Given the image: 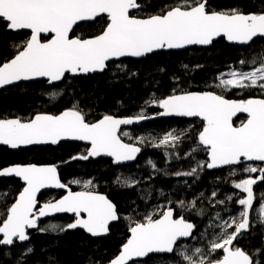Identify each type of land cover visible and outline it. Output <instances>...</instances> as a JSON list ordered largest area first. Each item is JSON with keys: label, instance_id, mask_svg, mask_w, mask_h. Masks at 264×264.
Returning a JSON list of instances; mask_svg holds the SVG:
<instances>
[{"label": "snow or ice", "instance_id": "1", "mask_svg": "<svg viewBox=\"0 0 264 264\" xmlns=\"http://www.w3.org/2000/svg\"><path fill=\"white\" fill-rule=\"evenodd\" d=\"M251 2L257 7L256 11H246L243 5L217 10L211 0H0V29L11 33L27 30L29 33L25 40L11 45L9 54L0 49V57L7 55L6 59H0V89L40 78L56 84L69 76L104 73L110 62L115 61L121 62L117 68L125 70L123 58L140 59L189 46H211L223 39L252 49L249 58H242L238 63L254 66L247 71L233 68L220 74L216 87L223 92L257 91L260 94L236 100L217 91H181L148 102L162 109L159 116L192 117L203 122L196 140L199 150L207 153V160L189 171L175 173L176 176L199 178L205 168L225 166L233 168V175L236 166L249 174L233 185L246 194L237 201L242 211L238 217L229 220H223L217 213L215 219L222 220V231L208 244L207 250L198 246L190 252L183 243L196 238L197 225L184 215L177 216V208L189 212L196 210L195 215L203 217L204 211L197 210L195 199L190 202L179 199L176 207L169 201V206L157 205L136 218L122 217L112 200L91 190V179L83 183L73 180L72 183L82 184L84 189L73 191L61 181L57 166L28 164L0 168V178L15 177L24 184L15 202L4 206L0 220V249L5 250L6 258L12 260V249L30 240V229L49 230L39 226L38 221L42 218L70 213L75 217L73 222L65 227L52 224L50 229L63 232L79 228L92 237H101L109 234L114 222L129 221L130 235L119 254L108 264H146L143 258L150 254H167L179 258L181 264H264V243L250 250L236 243L257 228L264 239V198L254 208L253 191L254 185L264 182V48L253 47L256 41H264V0H259V4L256 0ZM101 20L103 24L98 34L90 37L74 34V29L82 22L99 23ZM51 95L54 99L57 93ZM241 113L247 118L236 126L234 118ZM149 118L140 115L122 119L104 115L89 122L87 114L78 106L58 115L37 114L27 121L0 118V145L19 149L82 141L89 145L86 153L73 156L72 160L106 156L119 165L135 161L142 150L137 144L123 141L121 126ZM122 135L129 134L124 132ZM181 140V135L168 132L159 141L149 142L157 148H175ZM137 143L144 144L145 137H140ZM197 150L194 147L191 151ZM152 168L156 170L154 164ZM252 174H256L255 177ZM116 182L126 188H134L140 183L130 178L121 181L120 177ZM51 188L64 189L66 195L38 208V194L42 189ZM210 195L209 204L213 208L225 203L223 199L216 200L215 191ZM141 199L146 201L147 197ZM132 211L136 212V209ZM217 252L221 255L215 257ZM32 254L34 250L27 247L15 257L13 264H27ZM92 264L97 262L92 261Z\"/></svg>", "mask_w": 264, "mask_h": 264}, {"label": "trees", "instance_id": "2", "mask_svg": "<svg viewBox=\"0 0 264 264\" xmlns=\"http://www.w3.org/2000/svg\"><path fill=\"white\" fill-rule=\"evenodd\" d=\"M217 10L231 5H243L246 11H256L257 7L251 0H211ZM259 4V0H256ZM103 20L99 23H83L74 30L75 35L90 37L101 30ZM29 33H11L0 29V49L5 54L12 51L11 45L20 43ZM264 48V41H256L253 47ZM252 49L230 45L221 39L211 48H191L184 52L158 53L143 60H124L125 70L110 64L104 73L91 77H67L61 84L49 86L46 82L23 84L20 87L5 90L0 93V118H20L23 121L34 118L41 113L58 114L73 106H78L87 114L89 122H95L104 115L114 117H137L145 115L156 116L160 108L148 102L163 99L181 91H217L229 99H245L259 96L257 91L242 93L233 90L223 92L217 88V77L228 73L233 68L250 70L251 63L241 66L240 59H248ZM7 55L0 57L6 59ZM163 69V71H161ZM136 73V75H133ZM227 78V77H225ZM57 93L52 98V93ZM245 116L235 122L236 126L245 121ZM176 123V124H173ZM203 122L199 119L186 120H157L144 123L121 131V138L129 144L141 147V153L136 163L128 166H116L110 160H72L71 157L85 154L88 147L79 143H61L57 147H41L11 151L0 147V168L15 164H55L59 167L62 181L73 190H84L81 185L72 183L80 180L82 183L89 179L93 181L91 190L108 195L117 205L121 216H142L159 205L160 207H176V201L183 199L186 202L197 200V210L204 211L203 217L195 215V211H185L177 208V216L184 215L186 219L197 225L195 239L184 241L191 252L195 247H204L212 241L214 234L222 231V222L215 219L217 213L223 220L238 217L242 211L237 201L245 198L246 194L234 188V183L247 178L245 173L237 167L235 175L233 168L221 170L203 169L199 178L176 176L177 172L189 171L198 164L207 160V153L199 150L196 135ZM176 129H167L169 126ZM173 131L181 135L182 140L175 148L153 147L152 142L159 141L163 135ZM127 132L128 136L122 134ZM140 137H145L144 144H138ZM198 150L192 152L193 148ZM156 166V170L152 168ZM255 177L256 174H252ZM120 177L138 180L140 183L134 188H126L116 182ZM23 185L16 178H0V192L7 195L0 198V220L3 219L4 206L14 203ZM217 193L216 200L223 199V205L217 204L214 208L209 204L211 193ZM254 208L264 198V182L253 186ZM148 193H151L148 196ZM59 192H47L41 196V202L59 199ZM147 197V200L141 197ZM228 197H232L231 200ZM135 202V203H133ZM135 208L136 212L132 209ZM74 219L70 216H59L39 222V226L48 231L40 232L36 229L29 233L30 240L24 242L34 250V254L27 259V264H107L119 254L121 246L126 242L130 233L129 221L122 219L111 228V234L105 239H92L83 231L70 229L67 231H52L50 225L65 227ZM216 223L219 224L215 225ZM231 231V229H229ZM241 247L252 249L264 243L260 230L253 229L250 236L238 240ZM17 244L12 249V260L3 255L0 249V261L3 264H13V260L26 248ZM217 252L215 257L220 256ZM213 257V258H215ZM146 264H181L179 258L168 255H153L145 259Z\"/></svg>", "mask_w": 264, "mask_h": 264}, {"label": "water", "instance_id": "3", "mask_svg": "<svg viewBox=\"0 0 264 264\" xmlns=\"http://www.w3.org/2000/svg\"><path fill=\"white\" fill-rule=\"evenodd\" d=\"M83 23H89V22H82V24H83ZM74 30H75V29H74ZM22 32H26V33H28L27 30H24V31H22ZM22 32H20V33H22ZM220 40H221V39H220ZM214 43H216V42H214ZM228 43H229V42H228ZM229 44H230V45H235V44H231V43H229ZM213 45H214V44H213ZM213 45H211V46H189V47L186 48V49H181V50H169V51H164V52H161V53H168V52H184V51H187V50H189V49H191V48H199V49H201V48H211ZM235 46H238V47H247V46H243V45H235ZM155 54H158V53H155ZM155 54H152L151 56H153V55H155ZM149 57H150V56H149ZM146 58H148V57H144V58H140V59H137V58H123V61H124V60H128V59H130V60H143V59H146ZM118 62H120V61L110 62V64L118 63ZM99 74H102V73L90 74V75H88V76H77V77H91V76H96V75H99ZM69 77H71V76H69ZM77 77H72V78H77ZM40 82H46L47 85H49V86H53V85L61 84L63 81H61V82H59V83H56V84H49L45 78H40V79L33 80V81H22V82H18L17 84H14V85L5 86V88L0 89V92H3V91L6 90V89L13 88V87H16V86H20V85H23V84H29V83H40ZM161 111H162V109H160V112H161ZM60 113H61V112H60ZM60 113H58V114H60ZM41 114H50V113H41ZM58 114H53V115H58ZM243 116H246V114H243V113L238 114V116L234 118V121H233V122H234V125H235V122H236L238 119H240L241 117H243ZM116 118H120V117H116ZM121 118H122V117H121ZM124 118H134V117H124ZM10 119H11V118H10ZM122 119H123V118H122ZM175 119H182V120H189V121H191V120H195V119H198V118H192V117H179V116H159V115H156V116H152V117L149 118V119L142 120V121H140V122H134V123L131 124V125H122V126H121V130H120V132H121L123 129L131 128V127H134V126H137V125H140V124H144V123H148V122H153V121H157V120H175ZM66 142L80 143V144L88 145L86 142H82V141H62L61 143H66ZM124 142H125V141H124ZM61 143H60V144H61ZM125 143H126V142H125ZM60 144H59V145H60ZM59 145H31V146H27V147H21V148H19V149H11V148H9L8 146H5V145H0V147L8 148V149H10L11 151H20V150H23V149L41 148V147H49V146L57 147V146H59ZM88 146H89V145H88ZM139 156H140V153L138 154L137 159H136L135 161L126 162V163H122V164H119V165L115 164V165H116V166L132 165V164L136 163V161L138 160ZM95 159H111V160H112V158H110V157H106V156L96 157ZM256 163H259V162H256ZM15 165H21V164H15ZM25 165H28V164H25ZM37 165H39V164H37ZM10 166H13V165H10ZM39 166H57V165H55V164H45V165H39ZM229 167H231V166H225V167H223V168L212 169V170H221V169L229 168ZM236 167H237V166H236ZM57 168H58V173H59L60 179H61V181H62L61 174H60V171H59V167L57 166ZM12 178H15V177L4 178V179H12ZM16 179L20 180L19 178H16ZM20 181H21V180H20ZM62 182H63V181H62ZM21 183H22V185H23V187H24L23 181H21ZM63 183H64V182H63ZM49 191L61 192V193H64V195H66V191H65L64 189H55V188H51V189H42L41 192L38 194V197H37V199H38V201H39V203H38V205H37L38 208H39L43 203H45V202H41V201H40L41 196H42L44 193L49 192ZM97 193H99V192H97ZM99 194H102V193H99ZM102 195H105V194H102ZM105 196H107V195H105ZM107 197H108V196H107ZM16 198H17V197H16ZM108 198H109V197H108ZM109 199H110V198H109ZM110 200H111V199H110ZM14 202H15V201H14ZM117 209H118V208H117ZM59 216H70V217H74V215H73V214H70V213H58V214H55V215H52V216H49V217L42 218L40 221H38V223L41 222V221H46V220L53 219V218H56V217H59ZM74 218H75V217H74ZM118 223H119V222H114L112 226H114V225H116V224H118ZM112 226H110V232H109V234L106 235V236H101V237H92L90 234H87L83 229H79V228H78L77 230H81V231H83L86 235H88V236H90V237H92V238H94V239H105V238H107V237L110 236ZM34 230H35V229H30V230H29V233L32 232V231H34ZM153 255H160V256H162V255H167V254H150V256H153ZM150 256H149V257H150ZM147 258H148V257H147ZM147 258H143V260H145V259H147ZM132 263H133V262H130V264H132ZM107 264H108V263H107Z\"/></svg>", "mask_w": 264, "mask_h": 264}, {"label": "rangeland", "instance_id": "4", "mask_svg": "<svg viewBox=\"0 0 264 264\" xmlns=\"http://www.w3.org/2000/svg\"><path fill=\"white\" fill-rule=\"evenodd\" d=\"M173 124H176V123H173ZM167 129H176V126L172 125V126H169ZM171 132H173V131H171ZM167 133H168V131H167ZM173 133H174V132H173ZM3 193H5V192H0V194H3ZM1 197H4V196H3V195H0V198H1ZM150 211H151V210H150ZM150 211H148V212H150ZM216 221H217L218 223L222 222V220H217V219H216ZM218 223H216L215 225H218V226H219ZM220 233H221V232H219V233H217V234H214V236L212 237V240L216 239L217 236H218ZM27 247H30V246H28L26 243L23 244V248H27Z\"/></svg>", "mask_w": 264, "mask_h": 264}, {"label": "flooded vegetation", "instance_id": "5", "mask_svg": "<svg viewBox=\"0 0 264 264\" xmlns=\"http://www.w3.org/2000/svg\"><path fill=\"white\" fill-rule=\"evenodd\" d=\"M20 86H22V85H20ZM20 86H16V87H13V88H9V89H14V88H17V87H20ZM9 89H6V90H9ZM5 91V90H4ZM1 93V92H0ZM245 118H247L246 116H245ZM175 120H177V119H175ZM180 120H182V119H180ZM186 121H189V120H186ZM191 121H193V120H191ZM141 125V124H140ZM80 144V143H79ZM87 147H89V146H87ZM141 153V152H140ZM93 159H95V158H93ZM95 160H110V161H112L111 159H95ZM115 164V163H114ZM126 166H128V165H126ZM238 167V166H237ZM60 171V170H59ZM73 190V189H72ZM73 191H78V190H73ZM51 192H54V191H51ZM47 193V192H46ZM59 193H61V192H59ZM45 194V193H44ZM43 194V195H44ZM62 194V196H64V193H61ZM102 194H104V193H102ZM106 195V194H105ZM61 196V197H62ZM108 196V195H107ZM60 197V198H61ZM109 197V196H108ZM110 198V197H109ZM41 199V198H40ZM111 199V198H110ZM58 200V199H57ZM41 201V200H40ZM115 203V202H114ZM73 219H75L74 217H72ZM115 226V225H114ZM113 227V226H112ZM88 236V235H87ZM90 237V236H89ZM92 238V237H91ZM92 239H94V238H92ZM95 240H98V239H95ZM133 264V263H132Z\"/></svg>", "mask_w": 264, "mask_h": 264}, {"label": "bare ground", "instance_id": "6", "mask_svg": "<svg viewBox=\"0 0 264 264\" xmlns=\"http://www.w3.org/2000/svg\"><path fill=\"white\" fill-rule=\"evenodd\" d=\"M124 141V140H123ZM127 143V142H126ZM84 145V144H83ZM85 146H88V145H85Z\"/></svg>", "mask_w": 264, "mask_h": 264}]
</instances>
